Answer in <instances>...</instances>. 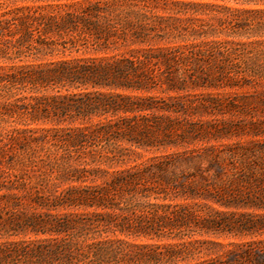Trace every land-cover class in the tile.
Segmentation results:
<instances>
[{
	"label": "trees",
	"instance_id": "trees-1",
	"mask_svg": "<svg viewBox=\"0 0 264 264\" xmlns=\"http://www.w3.org/2000/svg\"><path fill=\"white\" fill-rule=\"evenodd\" d=\"M2 1L32 6L0 15V264H264V239L218 241L264 216L213 206L260 178L172 118L181 93L264 79V0Z\"/></svg>",
	"mask_w": 264,
	"mask_h": 264
},
{
	"label": "rangeland",
	"instance_id": "rangeland-1",
	"mask_svg": "<svg viewBox=\"0 0 264 264\" xmlns=\"http://www.w3.org/2000/svg\"><path fill=\"white\" fill-rule=\"evenodd\" d=\"M16 6H32V4L0 0V15ZM70 56L101 57L103 54H71ZM54 59L59 57L56 56ZM258 65H255V69L264 68V58H259ZM0 67L8 69L9 66L0 63ZM249 79L250 82L243 87L197 89L181 93L182 101L174 104L177 105L174 106L177 112L172 115V118L179 124L187 138L188 144L185 145V149L201 152L205 150L211 154L222 152L225 156L222 162L225 173L232 167H236L237 170L233 173L237 178L250 173L256 177L255 179L260 178V181H252L249 187L248 185L240 186L243 203L249 206L223 207L213 204L216 209L231 214V218H237L239 214H249L257 219L264 216V79ZM154 94L166 99L168 96H177L175 93ZM10 126V123L7 124V127ZM31 127L48 126L32 125ZM168 150V152L175 151L173 148ZM229 153L239 156L227 159ZM147 156L145 155V158ZM241 158L245 160H240ZM203 211L209 214V209L206 207ZM204 237L208 236L204 235ZM255 239H264V233L221 237L218 241L226 244L244 243ZM5 240H9V237L0 234V242Z\"/></svg>",
	"mask_w": 264,
	"mask_h": 264
}]
</instances>
